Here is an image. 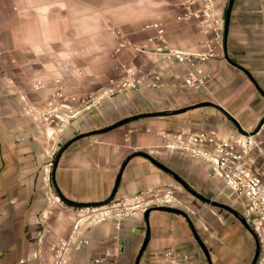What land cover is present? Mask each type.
<instances>
[{
    "label": "crops",
    "instance_id": "obj_1",
    "mask_svg": "<svg viewBox=\"0 0 264 264\" xmlns=\"http://www.w3.org/2000/svg\"><path fill=\"white\" fill-rule=\"evenodd\" d=\"M186 1L0 0V264H51L50 247L67 235L75 218L74 206L61 196L86 206L157 190L172 195L168 206L139 213L123 221L119 230L110 221L90 227L89 245L74 255L73 263L107 256L103 264H136L147 238L138 264H170L162 256L167 250L188 256L183 264H207L194 237L195 232L201 241L200 232L206 229L211 238L201 242L208 248L210 261L212 256L225 264V247L231 244L218 221L227 218L228 228L244 237L247 246L240 259L229 264H244L255 238L229 211L238 213L234 205L218 195L221 183L208 177L209 169L202 161L164 147L162 136L178 130L226 135L234 130L226 114L244 132L259 128L264 118V97L258 92H264V0H233L223 57L204 65L212 76L211 95L182 87V70L173 61L133 48L149 45L147 39L153 33L143 31L145 25L160 23L166 28L169 49L202 50L198 21H176ZM228 1L215 0L216 11L223 17ZM119 62L160 75L162 87L126 91L95 101L87 109L73 103L71 113L58 111L65 116V124L72 122L71 127L63 124L58 134L47 138L41 116L57 104L53 96L59 91L77 98L96 94L117 77ZM37 80L45 84L44 90H33ZM175 101H187L186 108L203 102L219 108L130 121L71 143L81 133L123 119L178 110L172 108ZM209 115L214 120L205 119ZM179 116H187V121L182 117L177 121ZM148 158L179 176L201 197L227 209L202 207L201 218L187 213V191L178 189V183Z\"/></svg>",
    "mask_w": 264,
    "mask_h": 264
},
{
    "label": "built area",
    "instance_id": "obj_2",
    "mask_svg": "<svg viewBox=\"0 0 264 264\" xmlns=\"http://www.w3.org/2000/svg\"><path fill=\"white\" fill-rule=\"evenodd\" d=\"M191 20H197L200 25L199 34L203 36L200 43L203 49L200 51L169 49L166 28L160 23L145 25L143 31L153 33L147 39L149 45L133 48L141 54H155L173 61L182 70V87L211 95L209 83L212 76L204 65L223 57L224 17L216 11L215 0H187L176 21L187 23ZM115 69L117 77L110 79L106 87L94 95L77 98L57 92L53 96L57 104L41 116L45 136L52 138L58 134V128L66 122L65 116L58 114V111L63 109L71 113L73 103L87 109L95 101L113 99L126 91L137 93L144 86L154 90L162 87L160 75L142 72L122 62ZM32 88L39 92L46 86L37 80L33 82ZM162 143L167 149L202 161L209 169L208 177L218 180L222 188L227 189L234 199L242 203L241 217L258 245L255 264H264V125L254 132L240 133L233 130L223 136L214 130L180 131L163 135ZM173 199L169 192L157 190L98 205L74 207L72 211L75 218L67 235L50 247L51 264H74V255L89 245L86 232L90 227L110 221L119 230L123 221L145 213L150 208L168 206ZM162 256L170 264H183L189 259L174 250H167ZM106 260L107 256H101L89 259L86 264H103Z\"/></svg>",
    "mask_w": 264,
    "mask_h": 264
},
{
    "label": "water",
    "instance_id": "obj_3",
    "mask_svg": "<svg viewBox=\"0 0 264 264\" xmlns=\"http://www.w3.org/2000/svg\"><path fill=\"white\" fill-rule=\"evenodd\" d=\"M232 4H233V0H229L228 1V4H227V7H226V11H225V17H224V42L226 41V38H227V32H228V27H229V18H230V12H231V8H232ZM226 60L229 63H231L228 58H226ZM242 71L251 79V81H253L252 77L247 72H245L244 70H242ZM258 92L260 93V95L262 97H264V92H262L260 90H258ZM203 107L219 108V107L215 106L212 103L203 102V103H199V104H197L195 106H191L189 108L178 109V110L171 111V112L145 113V114H141V115H136V116H133V117H130V118H127V119H123V120L117 122L116 124H114V125H112L110 127L104 128V129H100V130H96V131H91V132H86V133H81V134L77 135L75 138H73L71 140V143L74 142V141L80 140V139H84V138H88V137H92V136L104 134V133H106V132H108V131H110L112 129H115L117 127L123 126V125L129 123L130 121L141 120V119H146V118H154V117L173 116V115H178V114L185 113L188 110H192V109H196V108H203ZM226 116L228 117V119H229L230 123L232 124V126L234 127V130L235 131L240 132V133H244V131H242V129L239 127L238 123L233 118H231L227 114H226ZM261 125H264V118H262L260 120V122L258 124V127H260ZM148 159L150 160V162L155 167H157L158 169H160L161 171H163L164 173H166L167 175H169L174 181H176L192 197H194V198L198 199L199 201L204 202V203H206L208 205L217 206V207H220V208L227 209L224 206H221L219 204H216L213 201H210L208 199H205L204 197H201L195 191H193L192 189H190L189 186L179 176H177L176 174H174L172 171H170L169 169H167L166 167H164L163 165H161L157 161H154L151 158H148ZM117 184H118V180L116 182V186H117ZM165 210L172 211V212H177V211L170 210V209H165ZM229 211L235 217H237L238 221L243 225V227H245L253 235L252 231L250 230V228L246 224L245 220L242 217L238 216L235 212H233L231 210H229ZM194 237H195L197 243L199 244V246L201 247V249L204 252V255H205V259H206L207 264H211V261L209 259V255H208L206 249L204 248L202 242L199 240V238H198V236L196 235L195 232H194ZM253 237H254V235H253ZM146 244H147V238L145 239V241H144V243H143V245H142V247L140 249V252H139V255H138L136 264L139 263V258L141 256V254L143 253ZM257 257H258V245H257V242L255 240V251H254V257H253V260H252V263L251 264H255L256 263Z\"/></svg>",
    "mask_w": 264,
    "mask_h": 264
},
{
    "label": "rangeland",
    "instance_id": "obj_4",
    "mask_svg": "<svg viewBox=\"0 0 264 264\" xmlns=\"http://www.w3.org/2000/svg\"><path fill=\"white\" fill-rule=\"evenodd\" d=\"M227 7V6H226ZM183 98H186L187 99V93H183ZM105 99H101L99 101H104ZM177 104H175V106H173L172 108H176V109H183V108H186L187 107V101H175ZM181 117L185 120V122L187 121V116H179V117H176L175 119L177 121H179L181 119ZM207 119L208 121H212L214 120L212 116H207ZM119 122V121H117ZM117 122L113 123V124H116ZM71 121H69L68 123H66L64 125V127L66 128H69L71 127ZM178 123H183V122H178ZM178 125V124H177ZM210 126L212 127H216V125L214 123H211ZM63 127V128H64ZM62 126H60V128L58 129H63ZM44 130V128H43ZM100 130V129H99ZM60 131V130H59ZM180 130L178 131H175L176 133L179 132ZM230 132L229 133H232L233 130H229ZM68 139V138H67ZM66 139H63L62 142H64ZM178 189H182L181 186H179L178 184H176ZM188 185V183H187ZM190 189H192L190 187V185H188ZM194 190V189H193ZM182 191V190H181ZM218 195H220L221 197H225L227 200H229L230 204L234 205L235 209L238 211V215L241 216L242 214V211H243V207H242V203L239 201V200H236L234 199V197L230 194V192L227 190V189H221V191L218 193ZM190 202L191 203H196V205H199V207H201L200 209H194L191 205H190ZM217 203H220L218 201H215ZM177 205H180L177 204ZM206 208V209H212L209 205H207L206 203L204 202H201L199 201L198 199L192 197L189 193H187V213L189 214H192V213H198V218H201V215L203 213V208ZM193 210V211H191ZM216 211V210H215ZM220 212H223L225 213V211H222L220 210ZM200 214V215H199ZM227 218H224L223 220H220L218 221V225L219 227L223 230L222 232L225 233V235L228 236L227 238V241L231 244V248L230 246L228 248L225 247V254H226V257L227 258H224V261H225V264H229L230 263V260L231 259H237V261L240 259V254L242 253V250L243 248H247V246L244 244L245 243V240L243 241L244 237H240L238 234H235V232H233V230L229 229L228 226H227V221H226ZM201 233V241L205 242V243H208V240L209 238H211L209 235V231L208 230H204L200 232ZM203 239V240H202ZM203 242V243H204ZM210 247V246H209ZM205 248L208 250V248L206 247L205 245ZM254 250H255V247L254 245L252 247H249L247 253H246V256L244 258V264H251L252 263V260H253V257H254ZM228 252V255L227 253ZM223 253V255H224ZM216 254V252L214 253ZM211 261H212V264H218L217 261L218 260H215L213 259V257L211 256Z\"/></svg>",
    "mask_w": 264,
    "mask_h": 264
},
{
    "label": "trees",
    "instance_id": "obj_5",
    "mask_svg": "<svg viewBox=\"0 0 264 264\" xmlns=\"http://www.w3.org/2000/svg\"><path fill=\"white\" fill-rule=\"evenodd\" d=\"M68 144H69V142L66 143L64 146H62V147L60 148V150H59V151L57 152V154L55 155L54 161H56L59 152H60L62 149H64ZM60 198H61V199L63 200V202L66 203L67 205L74 206V207H81L80 205H76V204H74V203H71V202L66 201L65 199H63L62 196H61Z\"/></svg>",
    "mask_w": 264,
    "mask_h": 264
}]
</instances>
